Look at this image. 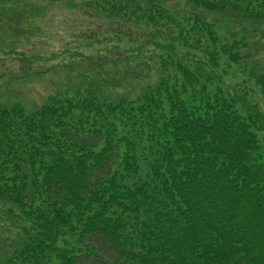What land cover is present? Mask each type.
Masks as SVG:
<instances>
[{"label":"trees","instance_id":"1","mask_svg":"<svg viewBox=\"0 0 264 264\" xmlns=\"http://www.w3.org/2000/svg\"><path fill=\"white\" fill-rule=\"evenodd\" d=\"M50 1L116 22L159 78L105 99L108 61L74 53L87 87L0 107V205L31 224L0 264H264V0ZM8 4L32 9L0 0L2 35Z\"/></svg>","mask_w":264,"mask_h":264},{"label":"rangeland","instance_id":"2","mask_svg":"<svg viewBox=\"0 0 264 264\" xmlns=\"http://www.w3.org/2000/svg\"><path fill=\"white\" fill-rule=\"evenodd\" d=\"M25 1L32 8H28L30 19L18 22L25 14L14 11L15 4H8V13L13 14L11 17L15 19L14 28L5 27L3 35L0 31V59L7 56L4 52H14L18 57L23 55L28 62L0 60V107L21 105L30 111L46 102L51 95L68 92L77 86L87 87L92 76L83 68L86 65L79 62L81 57L99 55L97 59L107 60L110 64L105 67L106 75L109 79H117V83L112 80L115 84L113 86L100 87L94 84L93 88L105 99L115 101L122 97L135 98L158 80V67L153 65L151 70L145 67L141 69V66L137 68L141 55L133 61L137 63L127 64L125 59L129 55L130 45L122 35L113 33L118 28L116 22L100 16L82 17L78 12L72 13L69 7L55 1L52 4L59 5L47 4L50 0L47 3L43 0ZM178 5L182 7L177 1L168 4L172 9L180 8ZM120 27L123 32L135 31L131 24L123 23ZM114 46H119V49L109 53V49ZM74 53H82V56L76 58ZM118 57L122 60L118 61ZM95 62L98 60L95 59ZM133 67L136 69H131ZM6 70L12 72L9 73L11 76H2ZM97 70L104 71L100 67ZM228 76V85L241 82L237 68H232ZM15 215L16 211L14 215L9 214L7 207L0 205V252L6 250V244L12 246L13 240L23 234L22 229L31 226L22 221L20 216L15 221L12 218Z\"/></svg>","mask_w":264,"mask_h":264}]
</instances>
